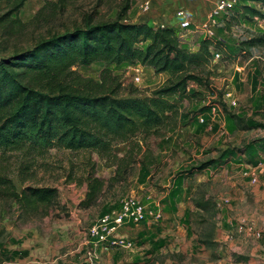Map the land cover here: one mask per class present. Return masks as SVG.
Here are the masks:
<instances>
[{
  "label": "rangeland",
  "instance_id": "rangeland-1",
  "mask_svg": "<svg viewBox=\"0 0 264 264\" xmlns=\"http://www.w3.org/2000/svg\"><path fill=\"white\" fill-rule=\"evenodd\" d=\"M191 1L197 8L210 2L208 13L214 5V0ZM141 2L69 0L48 19L36 21L33 17L43 0H27L17 14L24 25L15 26L11 32L6 21L0 24V60L17 64L16 54L38 40L82 27L86 16L94 23L113 20L126 3L130 4L127 20H140ZM236 4L226 16L217 17L214 26L208 17L197 16L188 28L175 27L193 52L209 37L207 27L213 29L210 37L218 44L221 58L207 70L212 88L189 82L186 95H164L179 108L185 125L178 129L145 139L136 133L127 142H114L113 153L122 156L130 150L124 157L127 168L116 179H111L115 167L110 165L116 161L106 162L91 150L49 146L40 152L30 150L27 155L0 153L1 172L11 178L18 191L23 185L57 190L55 204L44 213L21 212L0 196V264L9 259L7 243L22 240L29 244L38 241L45 247L32 251L37 257L51 255L45 251L47 246L54 249L55 257L61 256L56 264H264V174L258 168L264 163V42L247 44L252 37L264 38V20L241 10L243 5L259 8L257 3L238 0ZM4 12V2H0V15ZM105 67L104 62L95 61L73 68L99 80ZM109 68L124 86L122 97H149L153 90L165 86L169 77L167 72L157 73L150 66L127 62ZM134 74L140 79L135 81ZM144 155L153 161L149 168L137 161ZM88 161H96V175L109 180L97 200L82 207L79 203L85 197ZM25 162L31 168L23 180L18 169ZM202 164L207 166L198 169ZM246 164L259 176L254 184L259 192L252 190L249 176L243 174L248 170ZM203 193L212 202L206 210L192 203L195 195ZM129 196L146 205L145 218L121 225L118 232L123 242L100 251L89 228L104 215L119 210L122 200ZM221 199L227 202L217 208ZM254 231L261 236H254ZM27 252L23 249L19 256Z\"/></svg>",
  "mask_w": 264,
  "mask_h": 264
},
{
  "label": "trees",
  "instance_id": "trees-1",
  "mask_svg": "<svg viewBox=\"0 0 264 264\" xmlns=\"http://www.w3.org/2000/svg\"><path fill=\"white\" fill-rule=\"evenodd\" d=\"M26 1L0 0L5 8L0 24L6 21L11 32L15 26L24 25L17 14ZM68 1L43 0L33 20L48 19ZM251 1L259 8L243 5L242 12L264 20V0ZM129 8L130 4H124L113 20L104 22L94 23L86 16L82 27L49 35L16 54L17 64L0 60V153L16 151L27 155L30 150L40 152L49 146L91 150L106 162L116 161L110 164L115 167L111 179H116L127 168L124 157L130 150L122 156L115 154L114 142H127L136 133L143 134L144 139L148 135H163L185 125L177 104L164 95H186L189 82L212 88L207 70L212 63L210 48L220 50L218 44L207 37L193 52L174 27L128 21ZM263 42L264 38L252 37L247 44ZM95 61L106 65L99 80L73 68ZM123 62L150 66L157 73L167 72V84L153 90L149 97H122L124 86L118 76L112 75L109 66ZM225 105L222 103L226 109ZM137 161L143 168H149L153 162L145 155ZM87 163L90 170L84 179L85 197L79 203L82 207L93 204L109 180L96 175V161ZM30 168L29 162L20 164L18 171L23 180ZM0 196L17 205L21 212L44 213L55 204L57 190L52 186L23 185L18 191L0 169ZM192 203L197 209L206 210L212 202L203 193L195 195Z\"/></svg>",
  "mask_w": 264,
  "mask_h": 264
},
{
  "label": "built area",
  "instance_id": "built-area-1",
  "mask_svg": "<svg viewBox=\"0 0 264 264\" xmlns=\"http://www.w3.org/2000/svg\"><path fill=\"white\" fill-rule=\"evenodd\" d=\"M237 1L238 0H215L213 8L208 16V21H211L212 26L215 25L217 17L226 16L230 11L234 10ZM154 9H156L154 0H142L139 4L140 18L144 19L142 22L149 24V21H151V23H153L150 16L154 13ZM172 17L175 19L174 27L177 29L183 30L193 24L187 10L183 7L176 8ZM156 25L167 26L168 24L165 22H157ZM207 31L210 35L213 33L211 26L207 27ZM211 53L212 63H216L221 58V53L218 49H212ZM133 77L135 81L140 79L135 74ZM198 117H200L199 120L201 122L204 121L200 115ZM247 167L246 169L248 170H244L243 174L249 176L251 184H257L259 182V176L251 172L250 169L253 168L251 165ZM258 168L259 172L264 174V163H259ZM224 202H227V199L218 200L216 202V207L221 208ZM146 211V205L144 203L133 196H129L122 200L119 210L114 211L112 214L104 215L97 223L92 225L88 230L89 235L95 240L96 244H98L100 251H108L112 245L123 242V238L119 236V227L129 221L140 222L145 218ZM249 230H251V227L248 228V231ZM253 234L257 238L261 236L259 231H254Z\"/></svg>",
  "mask_w": 264,
  "mask_h": 264
},
{
  "label": "crops",
  "instance_id": "crops-1",
  "mask_svg": "<svg viewBox=\"0 0 264 264\" xmlns=\"http://www.w3.org/2000/svg\"><path fill=\"white\" fill-rule=\"evenodd\" d=\"M208 1H212V0H208ZM209 3L210 2L202 3V5H200V7L197 8V5L191 0H154V6L156 7V9H154V13L150 16L153 23L149 21V24L157 26L156 25L157 22H165L166 24H168L167 26L174 27L175 19L172 16L174 15L176 8L178 7L185 8L192 21L195 18L197 19V16L198 17L200 16L201 19L206 20V18L210 13V12L208 13V11L210 10ZM142 21H144V19L140 18V20L135 19L132 20L131 22H142ZM249 165L250 164H246V166ZM252 185H253L252 190L255 192H259L257 190L258 186L257 185L255 186L254 184ZM12 243L8 242L7 245L5 246V249L7 250L11 249V251L8 252L9 256H7V258L9 259L4 261V263L6 264H56L58 259H61V256L55 257L54 254L55 250L54 249L49 250L48 246H47L48 249L45 251L47 252V254H51V255L49 256L45 255L44 257H37V255L34 254L33 252L36 251V249L38 248H42V249L45 248L44 246H41L42 244H39L38 241H36L35 244L34 242L29 244L28 240L27 241L22 240L21 243H14V244ZM29 245H32L33 247L29 249L28 247ZM23 249L28 250L27 254L25 256H19L21 255V250ZM63 264H67V262Z\"/></svg>",
  "mask_w": 264,
  "mask_h": 264
}]
</instances>
